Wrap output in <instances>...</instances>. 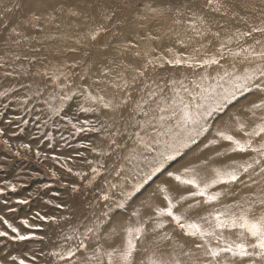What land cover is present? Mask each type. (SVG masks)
<instances>
[{"label":"snow or ice","instance_id":"snow-or-ice-1","mask_svg":"<svg viewBox=\"0 0 264 264\" xmlns=\"http://www.w3.org/2000/svg\"><path fill=\"white\" fill-rule=\"evenodd\" d=\"M145 9L153 16L174 11L176 24L186 23L187 31L201 39L211 35L217 44L213 45L209 40L191 52L178 51L174 47L157 52L156 48L149 47L144 51V62L139 67L123 62L111 67L109 65L114 61H109V65L102 66L97 73L92 64L75 61L70 66H54L35 73L54 86V95L41 101L50 113L44 124L47 126L51 122L54 128L70 126L69 136L61 134L60 140L67 143L82 133L101 134L100 140H90L77 147L89 149L90 153L101 158L116 153L118 159L126 163L108 166L104 159H86L85 153L80 151H76L74 156L53 151L49 157L39 150L38 145L35 157L39 160L43 156L44 160L52 161L47 172L64 189L78 193L82 185L77 181H83V187L91 188L100 177L106 189H100L99 199L112 201L116 195L113 190L118 191L120 199L102 214L103 219L90 220L88 216L76 217L66 203L57 202L56 198L61 193L52 192L53 198L45 203L57 210L66 209L71 214L36 212L30 218L19 219L23 231L0 214V222L7 229H0V237L12 241L43 242L51 238L37 235L36 231L43 232L44 225L49 223L56 225L60 242H54L51 251L40 253V256L53 257L52 264H137L136 255L141 251L139 245L149 234L153 235L157 248L147 255L146 262L142 259L139 264H264V13L259 22L240 16L246 27L230 32L225 29L222 36L220 31H212L206 14L227 15V0H206L199 6L189 3L170 7L146 5ZM186 12L189 17L181 19ZM73 15L77 13L73 12ZM114 15L106 14L102 19L111 21ZM237 15L239 13H234L233 17ZM109 31L105 23H97L81 39L96 41ZM138 39L151 42L159 37L147 34ZM249 40L252 43H248ZM76 42L79 44L80 39ZM176 43L182 49L188 47L179 33ZM209 46L214 51H208ZM138 48L134 40H128L120 46V51L123 54ZM133 55L140 57L141 52L137 50ZM0 67L4 64L0 63ZM69 67L80 68V71L64 70ZM129 69L134 73L131 79L127 76ZM149 69L153 73L163 70L168 75L153 78L147 75ZM212 69L216 74L212 77L213 82H209ZM27 74L25 70L24 75ZM3 75L13 77L18 73L13 69ZM138 83L141 86L135 89L133 86ZM108 87L125 93L119 103L106 97ZM15 90L9 86L0 91V97H6ZM133 91L138 96L134 97ZM41 94L38 87L34 95ZM53 99H58L59 103H53ZM241 99L247 103L232 112L229 120L218 124V118ZM72 101L75 102L74 108L69 103ZM27 102V99L22 101ZM101 109L119 113V118L114 116L110 118L111 122L80 119V114H96ZM125 109L128 110L127 115ZM60 121H66V124L62 125ZM4 135L5 130L0 129V136ZM44 139L55 138L45 133ZM104 141L107 142L106 148L100 146ZM129 141L132 142L130 148ZM2 142L8 145V140ZM198 142L203 145L199 152L185 160L192 146ZM19 147L33 151L29 143H22ZM122 149H127V152L119 156ZM75 157H80L79 163L88 165L89 170L75 168ZM225 158H228L227 163L223 162ZM62 173L75 179L64 180ZM104 173L113 179H108ZM33 175L39 176L40 173ZM5 183L13 192L16 191L15 184ZM152 184L155 188L131 211L119 230L112 227L107 235L102 236V229L112 224L115 217L126 211L130 203L142 196ZM42 187L49 188L50 185L43 184ZM243 189L249 191L239 199H232ZM3 193L4 189L0 188V194ZM28 202L27 199L15 201L17 205ZM7 211L15 213L17 209L8 207ZM37 220L42 223H35ZM64 225L68 226L67 229ZM120 232L123 233L122 244H115L114 237ZM177 237L190 240L197 251L186 249V243L179 242ZM102 239L113 242L105 247ZM161 242H171V250L166 254L158 250ZM143 251L147 253L148 249ZM24 257L27 259L20 256H11L10 259L16 264H30V261L38 264L37 256L24 253Z\"/></svg>","mask_w":264,"mask_h":264},{"label":"rangeland","instance_id":"rangeland-1","mask_svg":"<svg viewBox=\"0 0 264 264\" xmlns=\"http://www.w3.org/2000/svg\"><path fill=\"white\" fill-rule=\"evenodd\" d=\"M98 1V2H97ZM206 0H0V63L4 67H0V91L12 86L16 90L9 92L8 96L0 97V129L5 130V135L0 136V188L4 189V193L0 194V214L5 215L7 219L16 224L18 227L19 219L30 218L36 212L41 214H55L68 215L65 210H57L51 205L45 203L46 200L52 199V192H60V197L56 198L57 202H64L68 208L74 210V215L79 218L88 216L90 220L103 219V213L108 211L109 207L113 206L115 202L120 199L117 190H113L116 195L112 201L105 202L99 199L100 189L105 188L102 178L98 177L96 184L91 188L83 187V181H77L81 184V191L73 193L71 189H64L60 187V182L51 178L47 172V168L52 166V161L44 160L43 156L39 160L35 157L37 145L42 153L49 157L53 151L56 154L75 155L76 151L84 152L86 159H104L108 166L125 164L122 159H118L116 153L111 157H97L90 153L89 149L77 147V145L88 143L91 141H98L101 139V134L97 133H82L75 138H70L67 143L60 140L59 137L63 134L65 137L69 136L70 126L68 128H54L45 125L44 121L48 119L50 113L47 111V105L41 101L48 99L49 96L54 95V86L45 77L35 75V73L50 70L54 66L63 67L65 64L69 66L75 62H83L84 65L92 64L93 70L98 73L99 69L104 65H109V61H114L111 67H115V63L131 64L133 67H139L144 62V51L149 47H154L157 52H163L166 47H174L178 51L191 52L193 48L200 44H207L209 40L213 45L217 44L215 38L211 35L205 36L203 39L196 37L192 32L187 31V24H176L177 19L175 12H167L163 16H153L146 12L145 6L152 7H170L180 6L183 3L190 5H202ZM228 14L221 16L219 14L207 13L206 18L209 20V26L212 31H220L221 35H225V29L234 31L236 28H245L246 25L240 21V16H246L250 21L259 22L264 13V0H227ZM197 10L198 7H197ZM73 12L77 15H73ZM243 12V13H242ZM115 13L111 21H103L102 17L106 14ZM234 13L239 15L233 17ZM50 17L46 18L50 24H58L61 22L73 21L74 25H69L67 34L61 32L55 36L45 35L41 33V26L36 17L39 16ZM189 13H185L187 19ZM146 17L141 19V17ZM44 18V19H45ZM105 23L110 29L109 32L104 33L96 41L81 39L90 29L94 28L97 23ZM223 25V28L220 26ZM21 26V28H19ZM15 29V32L12 30ZM73 31V32H72ZM177 33L180 38H183L188 47L182 49L177 41ZM70 34V35H68ZM152 34L158 36L159 39L155 41H146L138 39L139 36ZM191 38V39H189ZM80 43L77 44V40ZM128 40H134L138 45V49H130L121 54L120 46L125 44ZM19 41V43H17ZM248 43H252L251 40ZM76 49V51H72ZM139 50L140 57H135L133 53ZM208 51H214L212 46H209ZM19 56L20 59H16ZM230 63V61H229ZM241 65H238L240 67ZM18 73L13 77H4L5 71H13ZM28 74L24 75V71ZM65 71H80V68L71 69L70 67L64 69ZM121 69H116L120 71ZM134 73L129 72L127 76L131 79ZM215 69L209 72V82L215 76ZM115 75V73H114ZM147 75L155 78L157 75L167 76L163 70H157L153 73L151 69ZM179 75V74H177ZM192 78V77H190ZM47 84V87H45ZM24 85V87H21ZM30 85L31 87H28ZM141 84H136L133 87L138 89ZM38 87L42 91L40 96L34 95ZM191 87V85H189ZM58 91V89L56 90ZM125 93L119 92L111 87L107 88L106 97L113 99L114 103H119L120 98ZM133 96H138L136 91H133ZM31 97V99H29ZM28 102L22 103L24 100ZM243 100V99H241ZM240 100V101H241ZM239 101V102H240ZM53 103H59L58 99H53ZM75 107V102H69ZM6 105V107H5ZM235 104V106H237ZM234 106V107H235ZM131 107V105H129ZM231 107L230 109H232ZM228 109L222 114L217 123L220 122L227 114ZM125 115L128 110H124ZM119 118V113H112L101 109L96 114H80V119H91L100 121L108 120L111 122L112 117ZM39 117V119H37ZM143 119V117H137ZM27 121V123H22ZM66 124V121H60ZM12 133H16L12 135ZM49 133L54 140L44 139V134ZM8 140V145L2 141ZM22 143H29L33 151L29 152L26 149L19 147ZM49 144L52 147H49ZM10 145V147H9ZM71 145V147H69ZM202 143L192 146V150L185 157V160L193 154V152L201 146ZM101 147H107V142L100 144ZM128 147H132V142H128ZM19 152L20 155H15ZM127 149L119 150V156L125 155ZM77 164L75 168L88 171V165L81 164L80 157H75ZM72 162L69 161V164ZM183 163V161H181ZM179 167V165H177ZM176 166V167H177ZM58 168V165L56 166ZM141 167L144 165L141 164ZM177 167V168H178ZM39 172V176L33 175ZM63 179H75L67 174H63ZM108 179H113L104 173ZM5 181H10L16 185V191L13 192ZM159 183V181H156ZM43 184H49V188H43ZM155 186L151 187L143 193L142 196L130 203L126 211H122L115 217V220L124 218L127 221L131 211L137 207V204L149 193ZM31 194V195H30ZM18 199H27L29 202L24 205H17L15 203ZM8 203H5V202ZM12 207L17 209L15 213L8 212L7 208ZM115 211V209H114ZM30 222H32L30 220ZM76 221L74 220L73 223ZM134 222V218H133ZM35 223H42L37 220ZM110 225V224H109ZM109 225L102 229L104 233ZM67 229V225H64ZM0 229L7 230L2 222H0ZM10 231V230H9ZM57 226L53 224L44 225V231H36L37 235H46L51 239L45 241L30 240V241H12L7 238L0 237V264H16L11 260V256H20L25 259L24 253L35 255L38 258V264H52L53 257L40 256L43 251L45 253L52 250L53 243H59L57 240ZM30 264L34 262L30 261Z\"/></svg>","mask_w":264,"mask_h":264},{"label":"bare ground","instance_id":"bare-ground-1","mask_svg":"<svg viewBox=\"0 0 264 264\" xmlns=\"http://www.w3.org/2000/svg\"><path fill=\"white\" fill-rule=\"evenodd\" d=\"M97 2H98V1H97ZM242 13H243V12H242ZM39 17H40V19H39V23H40V26H41L40 30L42 31L41 33H44L45 35H48V37H50V36H55V35H56V32H57L58 34L61 33V32L67 34V31L69 30V29H68V26H69V25H74V22H73V21H72V22H71V21H67V22H65V23H63V22L60 21V23H58V24H50V23H52V22H51V21L48 22L49 20H47V19L50 18V17H46L47 19L45 18V16H41V15H40ZM44 18H45V19H44ZM50 19H51V18H50ZM19 28H21V26H19ZM69 31H71V30H69ZM72 32H73V31H72ZM68 35H70V34H68ZM240 67H243V66L241 65ZM113 75H114V73H113ZM210 82H213V81H210ZM166 94L171 95L170 92H166ZM186 98H187V97H186ZM246 103H247V101H245L244 99L241 100V101L238 103L237 106L233 107L232 109H230V110L228 111V114H227L224 118H222V119L220 120V122H218V124H221V125H222L225 121L229 120V118H230V116H231V113L234 112V111H236L237 109H240V108L243 107ZM114 116H115V115H114ZM202 146H203V145L199 146V147L193 152V154H192L189 158L193 157L194 154L198 153L199 150H200V148H201ZM219 162H220V161H217V163H219ZM223 162H224V163H227V162H228V158H225ZM142 165H143V164H142ZM177 167H178V166H177ZM257 179H258V178H257ZM154 188H155V186H154L149 192H151ZM233 191H235V190H233ZM247 191H249V190H248V189H243V190L240 191L237 195L233 196L232 199H239V197H240L241 195H243V194H244L245 192H247ZM148 194H149V193H148ZM148 194H147L143 199H145V198L148 196ZM226 202H230V200H227ZM139 205H140V202H139V204H137V206H139ZM124 222H125V220H124L123 217L120 218L119 220H114L113 223L109 225V227L107 228V230H106L104 233H102V236H103V235H107V233L111 230L112 227H117L118 230H119V226L123 225ZM166 230H170V229H166ZM231 235H232L233 238H235V235H234V234H231ZM177 239H178L179 242H184V243H186V249H187V248H191L193 252H196V251H197V250L192 246V242H191L190 240H188L187 238H184V237H177ZM153 240H154L153 235H152V234H149L148 236L145 237V239H144V243L141 244V245H139V247L141 248V251L136 255L137 264H139V261L142 260V259H144L145 262H146V257H147V255H148V254H149L154 248H157V245H155V244L153 243ZM122 241H123V233L120 232V234H119L118 236L114 237V242H115V244H122ZM112 242H113V241H106V240H103V239L101 240V243H103V244L105 245V247L109 246V244L112 243ZM170 243H171V242H161V243L159 244V246H158V250H159V252H163V253H165V254H166L167 252H169V251L171 250L170 247H169V244H170ZM144 248H147V249H148V252H147V253L143 251Z\"/></svg>","mask_w":264,"mask_h":264}]
</instances>
